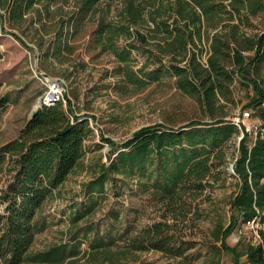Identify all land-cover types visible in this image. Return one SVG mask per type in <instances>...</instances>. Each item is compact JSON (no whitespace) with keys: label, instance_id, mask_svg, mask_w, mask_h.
Returning a JSON list of instances; mask_svg holds the SVG:
<instances>
[{"label":"trees","instance_id":"16d2710c","mask_svg":"<svg viewBox=\"0 0 264 264\" xmlns=\"http://www.w3.org/2000/svg\"><path fill=\"white\" fill-rule=\"evenodd\" d=\"M59 1L69 0H0V8L5 22L19 29L27 15L34 13L32 29L40 31L38 25L46 30L45 16H50V7ZM75 1L76 9L58 22L54 36L39 41L43 56L60 60L73 54L71 41L105 2L107 14L99 17L92 31L95 48L115 56L130 85L144 87L175 78L176 87L198 103L203 119L177 128L162 123L145 126L121 143L102 138L111 148L108 163L99 161L94 167L85 165V143L95 136L87 116L77 115L67 96L66 104L61 99L43 105L16 139L0 146V264H63L81 254L80 245L85 242L91 253L107 252L115 245L112 230L101 233L89 228L92 240L84 233L82 241L79 235L86 230L75 225L89 215L99 197L119 196L131 183L137 191L153 192L170 202L211 187L212 181L222 177L231 141L241 132L227 119L221 104L233 103L232 87L237 78L242 83L247 80L254 92L243 110H252L259 131L250 148L252 138L242 128L244 137L232 173L238 191L230 202L236 215L228 227L219 228L216 238L223 251H230L227 237L239 225L255 220L261 242L247 248L245 262L264 264V32L248 31L253 19L264 14V0ZM117 2L121 9L110 17ZM121 39L125 44H118ZM135 51L153 67L147 63L135 71ZM205 51L208 58L203 63ZM84 171L91 172L92 179L82 187L86 202L74 207L70 215L75 227L70 244L33 252L36 236L50 226L44 205L72 175ZM114 216L117 220L118 213ZM130 246L135 251L183 254L177 245L172 247V237L159 224L144 231L143 237L133 238ZM232 252L234 264H240V255Z\"/></svg>","mask_w":264,"mask_h":264},{"label":"rangeland","instance_id":"374dc122","mask_svg":"<svg viewBox=\"0 0 264 264\" xmlns=\"http://www.w3.org/2000/svg\"><path fill=\"white\" fill-rule=\"evenodd\" d=\"M107 7L103 2L96 8V13L87 19L83 30L71 41L74 53L60 60L43 56L38 43L54 36L58 22L76 9L75 0L52 4L50 16H45L47 28L41 30L38 25L40 31L32 29L30 18L34 13L27 15V21L19 29L5 22L4 11L0 8V100L3 101L0 105V146L18 137L34 107L48 99L52 91L57 92L65 104L67 96L77 115L87 116L94 129L95 136L85 143L87 166L95 167L99 161L108 163L107 154L111 148L102 138L121 143L145 126L162 123L177 128L203 119L198 103L176 87L175 78L144 87L130 85L124 80L122 64L115 56L95 48L92 31L99 17L107 14ZM117 9H121V3L112 6L110 17L116 15ZM248 31L264 32V14L253 19V27ZM118 44L125 42L121 39ZM133 56L135 71L149 63L141 52L135 51ZM207 58L208 51H205L202 62L206 63ZM151 64L150 68L153 67ZM232 94L233 103L221 101L223 112L230 120L244 111L254 92L247 80L242 83L237 78ZM245 111L252 112L250 108ZM258 123V118L252 115L246 121L250 126ZM240 136L241 132L231 141L228 162L221 168L222 177L212 181L211 187L199 195L170 202L153 192L137 191L136 184L131 183L130 188L125 187L119 196L99 197L89 215L75 225L86 230L79 239L84 241V233H88L89 228H97L101 233L112 230L116 236L115 245L107 252L91 253L88 243H82L81 254L63 264H234L232 250L240 255L239 263L246 264L247 248L261 242L252 227L239 225L226 239L230 249L227 252L222 250L221 241L216 238L219 228L228 227L232 215H236L230 202L238 191V180L232 173ZM91 179L92 173L87 171L72 175L44 205L43 213L50 226L36 236L33 252L70 244L75 229L71 226L70 215L74 207L86 202L82 187ZM155 224L161 225L172 237V247L177 245L182 256L153 249L132 250L130 241L143 237L144 231ZM88 235L92 240L93 234Z\"/></svg>","mask_w":264,"mask_h":264},{"label":"built area","instance_id":"2783aa9c","mask_svg":"<svg viewBox=\"0 0 264 264\" xmlns=\"http://www.w3.org/2000/svg\"><path fill=\"white\" fill-rule=\"evenodd\" d=\"M61 100L59 94H57V92H51L50 93V97L48 99H46L44 101L46 106H50L52 105L54 102ZM251 118V112L249 111H243L241 112L240 115H238V117H235L234 119H231L233 121V123L240 129L241 131V136L239 137V140L244 137V132L242 130V128L244 127L246 132L251 136L252 140L250 143V148L252 146H254V144L256 143L257 140V136H258V131H259V123L258 124H254L253 126L247 125L246 121L249 120ZM248 226L252 227L258 238L261 239L260 235H259V231H258V224L256 223V221H251L247 223Z\"/></svg>","mask_w":264,"mask_h":264},{"label":"water","instance_id":"95a60500","mask_svg":"<svg viewBox=\"0 0 264 264\" xmlns=\"http://www.w3.org/2000/svg\"><path fill=\"white\" fill-rule=\"evenodd\" d=\"M43 105H45L44 101L38 102V104L34 107L32 115H31L29 120H31L32 118H34L37 115V113L39 112V110L42 108ZM239 141H241V139ZM233 173H234V170H233Z\"/></svg>","mask_w":264,"mask_h":264}]
</instances>
